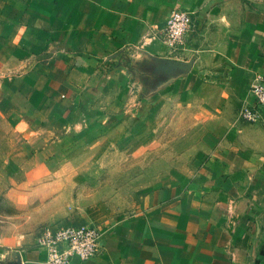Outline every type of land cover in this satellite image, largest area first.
<instances>
[{
	"label": "crops",
	"instance_id": "0c3cea01",
	"mask_svg": "<svg viewBox=\"0 0 264 264\" xmlns=\"http://www.w3.org/2000/svg\"><path fill=\"white\" fill-rule=\"evenodd\" d=\"M176 9L194 27L175 53L157 33ZM0 72L48 96V135L128 137L161 168L129 215L76 223L108 231L74 264H264V113L240 119L264 0H0ZM41 230L0 236V264H46Z\"/></svg>",
	"mask_w": 264,
	"mask_h": 264
},
{
	"label": "rangeland",
	"instance_id": "374dc122",
	"mask_svg": "<svg viewBox=\"0 0 264 264\" xmlns=\"http://www.w3.org/2000/svg\"><path fill=\"white\" fill-rule=\"evenodd\" d=\"M18 76L0 72V236L11 243L49 224L104 223L133 212L138 192L161 170L149 175L144 145L134 151L128 137L48 135V122L36 118L42 94Z\"/></svg>",
	"mask_w": 264,
	"mask_h": 264
},
{
	"label": "built area",
	"instance_id": "2783aa9c",
	"mask_svg": "<svg viewBox=\"0 0 264 264\" xmlns=\"http://www.w3.org/2000/svg\"><path fill=\"white\" fill-rule=\"evenodd\" d=\"M193 27L192 14L176 9L159 29L157 38L175 53L186 51ZM263 113L264 79L258 77L241 104L240 119L245 123H257ZM107 231L89 223L49 225L42 228L38 246L47 254L46 264H74L75 259L86 262L100 254Z\"/></svg>",
	"mask_w": 264,
	"mask_h": 264
}]
</instances>
